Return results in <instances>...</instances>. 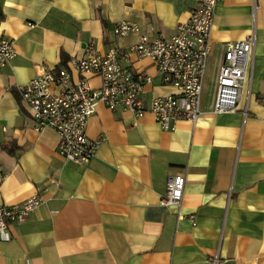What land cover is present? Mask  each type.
Listing matches in <instances>:
<instances>
[{"label":"crops","instance_id":"obj_1","mask_svg":"<svg viewBox=\"0 0 264 264\" xmlns=\"http://www.w3.org/2000/svg\"><path fill=\"white\" fill-rule=\"evenodd\" d=\"M0 3V27L17 52L0 71V199L43 198L25 223L10 226L12 239L0 238V264H264V0L218 3L196 124L163 129L150 111L137 117L98 103L87 133L103 140L88 163L65 160L57 132L37 131L14 91L42 65L70 68L89 44L105 54L130 50L142 34L171 36L199 0ZM121 21L139 30L119 36ZM250 34L255 47L239 109L215 113L223 46ZM121 62L152 76L147 104L176 93L150 58L130 53ZM87 77L100 86L98 75ZM170 174L186 176L180 207L162 202Z\"/></svg>","mask_w":264,"mask_h":264},{"label":"built area","instance_id":"obj_2","mask_svg":"<svg viewBox=\"0 0 264 264\" xmlns=\"http://www.w3.org/2000/svg\"><path fill=\"white\" fill-rule=\"evenodd\" d=\"M219 2L199 0L189 18L180 23L171 36L142 34L130 50L112 48L105 54L89 44L81 58L71 60L70 68L55 71L45 65L40 66L37 75L17 87L36 121L35 129H54L59 136L58 153L67 161L88 163L95 157L103 140H92L87 133L89 118L98 103L111 110H130L137 117L150 111L163 129H176L179 120L196 124L202 115L201 95ZM138 30L139 26L129 21H121L115 26V33L119 36ZM254 47V34L223 46L216 75L213 112L239 109L252 66ZM130 53H136L139 58H150L163 84L173 86L176 93L154 96L147 104L143 93L146 85L152 82V76L122 64L121 58ZM16 55L13 40L0 27V71ZM71 69L81 74L77 82L73 80ZM88 74L101 78L99 87L90 83ZM185 184L184 174H170L162 202L180 207ZM42 202L41 195H33L18 204H7L0 199V238L12 239L10 226L25 223ZM191 218L194 220V216Z\"/></svg>","mask_w":264,"mask_h":264},{"label":"trees","instance_id":"obj_3","mask_svg":"<svg viewBox=\"0 0 264 264\" xmlns=\"http://www.w3.org/2000/svg\"><path fill=\"white\" fill-rule=\"evenodd\" d=\"M3 17H4V15H3L2 6H1V3H0V19H2ZM14 92H15L16 96L19 98L20 102L22 103L23 100H22L19 92L17 90H15Z\"/></svg>","mask_w":264,"mask_h":264},{"label":"rangeland","instance_id":"obj_4","mask_svg":"<svg viewBox=\"0 0 264 264\" xmlns=\"http://www.w3.org/2000/svg\"><path fill=\"white\" fill-rule=\"evenodd\" d=\"M206 83H211L212 84V81L209 77V73L207 72V77H206Z\"/></svg>","mask_w":264,"mask_h":264}]
</instances>
